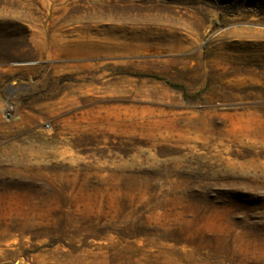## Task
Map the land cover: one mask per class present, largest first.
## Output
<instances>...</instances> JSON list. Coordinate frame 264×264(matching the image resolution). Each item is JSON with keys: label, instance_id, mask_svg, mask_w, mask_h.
<instances>
[{"label": "rangeland", "instance_id": "obj_1", "mask_svg": "<svg viewBox=\"0 0 264 264\" xmlns=\"http://www.w3.org/2000/svg\"><path fill=\"white\" fill-rule=\"evenodd\" d=\"M0 264H264V0H0Z\"/></svg>", "mask_w": 264, "mask_h": 264}, {"label": "trees", "instance_id": "obj_2", "mask_svg": "<svg viewBox=\"0 0 264 264\" xmlns=\"http://www.w3.org/2000/svg\"><path fill=\"white\" fill-rule=\"evenodd\" d=\"M159 80L163 81L164 83H166L167 85L171 86V87H177L178 89L182 90V86H175L173 85L171 82H169L168 80H165L164 78L158 77Z\"/></svg>", "mask_w": 264, "mask_h": 264}]
</instances>
